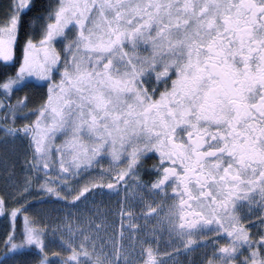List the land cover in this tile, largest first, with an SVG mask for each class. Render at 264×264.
Here are the masks:
<instances>
[{
  "label": "snow or ice",
  "instance_id": "snow-or-ice-1",
  "mask_svg": "<svg viewBox=\"0 0 264 264\" xmlns=\"http://www.w3.org/2000/svg\"><path fill=\"white\" fill-rule=\"evenodd\" d=\"M2 15L0 91L9 103L0 98V130L27 138L31 156L25 164L32 174L13 185L17 206L10 215L15 220L24 212L25 227L19 231L14 224L6 233L0 264H128L127 258L120 259L122 245L114 243L111 253L103 245L97 251L89 229L100 207L88 201L105 188L109 193H119L121 183L128 188V176L145 153L160 155V175L151 183L137 177L131 189L144 202L146 216L163 207H153L146 196L166 194L175 181L171 195L179 196V207L199 209L180 214L176 231L185 251L197 246L194 236L215 227L226 233L227 242L200 237L206 244L217 242L206 264H264V233L254 240L245 226H264V0H56L54 7L9 0ZM37 23L39 40L33 31ZM73 29L72 39L58 50L56 44ZM141 48L147 50L143 55ZM57 74L59 82L48 84L39 108L25 113L38 112L36 119L18 125L17 119L24 117L16 114L30 96L25 92L11 102L12 94L38 90ZM162 82L165 87L157 97ZM61 135L65 139L53 147ZM53 153L59 154L56 177L47 175L53 170ZM108 157L128 163L120 169L101 165L98 176L79 184L95 171L94 164ZM33 191L40 197L31 203L84 202L83 210L69 213L68 235L59 238L67 255L57 252L49 258L46 249L57 241L29 218L31 203L25 197ZM129 195L125 192L124 199ZM7 203L0 196V212ZM253 205L260 215L244 221L245 215H253ZM174 216L170 212L167 218ZM144 264H160L150 246Z\"/></svg>",
  "mask_w": 264,
  "mask_h": 264
},
{
  "label": "flooded vegetation",
  "instance_id": "flooded-vegetation-1",
  "mask_svg": "<svg viewBox=\"0 0 264 264\" xmlns=\"http://www.w3.org/2000/svg\"><path fill=\"white\" fill-rule=\"evenodd\" d=\"M45 1L47 3L49 2V0ZM51 1H53L52 4H56V0ZM5 3L6 4L4 5V8L9 3V0H5ZM4 8L0 10V17L2 18ZM146 51V49L141 48V55L145 54ZM152 79L154 80L155 77L153 76ZM167 84L169 87L171 86V78L168 80ZM149 87L151 88V85H149ZM164 87L165 85L162 82L156 91L157 97L159 96L160 92L164 90ZM86 138L87 137H85V139ZM140 143H143V140H141ZM130 149L131 145L129 146L128 150ZM124 155H127V151L124 153ZM141 160L142 162L139 164V167L136 169V171L132 172L131 175L128 176V180L126 183L129 187L133 174L139 175L134 179L135 184L137 177H139L142 181L151 183L156 179L158 175H160V172L156 171V167L160 165L159 153H145L144 156L141 157ZM109 163L111 165V168L120 169L126 167L128 161L127 159H122L121 163L117 164L112 162L110 158ZM163 166L171 165L169 164ZM107 182L108 178L106 177V179L104 180V184L106 185ZM79 184L83 185V183ZM174 184L175 181H172L168 184L166 194L155 193L151 196H148V198L154 199L153 207H155L157 204L163 205L161 211L157 215L146 216L145 213L147 212V210H145L143 213L139 210H136L135 217V212H131L129 206L125 205L126 203L124 200V195H121L123 193L125 194V192H128L129 187L125 188V184L121 183L119 193H109V191L105 188L104 192L108 197H110V205L108 207L109 213L107 218L110 230L108 231L107 237L108 239H110V246L112 247V251L114 243L116 244L118 242L119 245H122V247H124V256L120 257L122 262L124 261V257L127 258L128 264H144V260L147 258V249L150 246L153 250L155 258L160 262V264H206L208 258L213 255L214 249L212 245L217 242L215 239H213L210 243L206 244L200 241V237L212 238L218 236L220 237L219 244L227 242V240L225 239L226 233L218 232L214 227L213 231L210 233L200 232L197 236H194V240L196 241L197 246L191 248L188 251L184 250L183 246L178 243V233L176 231V228H178L181 223L180 214L181 212L189 214L194 210L199 211V209H181L179 207V196L171 195L172 187L174 186ZM123 207H126V209L124 210ZM252 207L254 209L253 215H245L244 221L251 222L260 215V211L257 209V206L253 205ZM244 211L245 213L247 212V205L244 206ZM121 212L124 213L123 217L121 216ZM170 212L175 213V216L172 219L167 218V215ZM129 213H131V215H129ZM186 219L191 220L194 219V217L191 215H187ZM173 225H175V228L173 227ZM117 226L119 229L117 228ZM120 226L122 227L120 228ZM245 226L249 227V230L253 233L254 240L257 239L260 234L264 233V226L255 223H251L250 226L248 223H246ZM141 228L147 229L146 232L143 233L142 239L138 237V232L141 230ZM122 229L129 230L131 232V237L125 238V240L119 238L120 231ZM153 229H155V231L157 232H154ZM162 229H166L170 232L169 239L163 238L164 236L162 234ZM157 234H159V238H153V236H157ZM219 244H217V247L219 246ZM253 247H256V245L253 244ZM164 250L165 252H170V255L168 256V254H165L162 256L160 253L164 252ZM177 252H179V255L176 254ZM61 254L67 255V253L63 251ZM245 254L246 253H241V257H243V255ZM81 264H84L83 260L81 261Z\"/></svg>",
  "mask_w": 264,
  "mask_h": 264
},
{
  "label": "rangeland",
  "instance_id": "rangeland-1",
  "mask_svg": "<svg viewBox=\"0 0 264 264\" xmlns=\"http://www.w3.org/2000/svg\"><path fill=\"white\" fill-rule=\"evenodd\" d=\"M40 30H41L40 24H38V28L34 30V32L36 33L35 39H37V40H39V38H40V36H39ZM74 31H75V29H73L71 32H69L64 41H61V43L56 44V47L58 50L61 48L63 43H66L67 40L72 39V35H73ZM37 55L42 57L43 53L38 52ZM61 65L63 66V61H61ZM33 80L36 81V83H41V81L36 77H33ZM59 80H60V76H59V74H57L51 80H49L47 83H43L42 88H40L38 90L33 91L30 89H21L18 92H16L17 93L16 95L13 96L12 102H15V100L17 99L18 96H23L25 94V92H27L28 95L30 93L38 92L37 93L38 95H36L37 99H38L39 95L41 94L42 95L41 101H43L44 99L47 98L48 84L53 83V82L58 83ZM0 98L4 99V101L5 100L8 101L6 98L2 97V95L0 96ZM36 108H39L38 105L36 107L34 103L31 104V99H30L26 108L23 110H20L16 114L17 116L24 117L23 119H17L16 123L19 125V124L30 122L33 119H36V115H39L38 112L32 116H25V113L27 112L28 109H36ZM5 111H6V109H5ZM3 114H4V112H2L0 116H2ZM11 121H12V114L9 113V120L7 121V123L11 124ZM0 123H3V121H0ZM64 139H65V137L63 135L59 136V138L54 141L53 147H55V144L62 143V141ZM26 145H27V138H21L20 136H17L16 138H13L11 136H6L3 133V131L0 130V177L3 178L5 175L6 169H8L7 168L9 166V164L7 162L8 159H10L11 161L13 160L12 165H13V162H14V165H16L14 168L11 167V169H10L11 173L13 175L12 181L9 180V182L7 184L5 183L6 186H2V187L0 186V196H6L8 198V203L5 206V212H0V215L2 214V216H6V217L11 216L10 215V209L12 207L17 206L16 203L12 199V197L15 193V189H14L13 185L17 182L23 183L25 177L32 174L31 171L28 170L29 165L25 164V158L29 157V159H30V156H31V150L26 151ZM106 153H107V150H105V154ZM53 155L55 157V159L53 160V170L50 173H47V175L50 177H56L58 174V168H59V163H58L59 154L53 153ZM109 160H110L109 157L106 159L99 160L96 164H94L92 166L93 169H95V171L88 172V176H86L83 180H80L79 183L84 184L85 180L88 179L89 177H91L93 175L98 176L100 174L99 169H100L101 165H103V167L105 169H109L111 167ZM40 175H41V179H43L45 176L44 173H40ZM136 176H139V175L138 174L132 175L130 187L128 188V192L130 193V195H129V198L127 200L124 199L125 203H126L125 205L129 206L131 212H135V215L133 214L134 217L136 216V210H139L142 213L145 210H147V208L144 206V202L139 198L138 195L137 196L131 195V189H134L136 187V184L134 183V179L136 178ZM105 179H106V177H105ZM140 191H142V190H140ZM121 195H125V194L123 193ZM39 197H40V193L33 191L31 193V195L28 197H25V199L31 203L32 201L37 200ZM95 197H96V199L94 201L90 197L88 204H89V206L99 204L100 213L97 214L99 218L93 220V227L91 229H89V231L92 233L93 239L95 240L97 250L100 251L101 246L103 245V246H106L103 248V251L111 253L113 251H112V247L110 246V239H108V237H107L108 231L110 230L109 223L107 222L108 213H109L108 207L110 205V197H108L105 192H100V191H97L95 193ZM146 199L152 200L153 204H154V199H152V198L150 199V198H148V196H146ZM21 203H23V201H21ZM123 208H124V210L126 209V207H123ZM78 209H80V210L84 209V202L83 201L79 205H70V204H63L59 201L52 199V200H44L41 203H31V207L27 208L26 210L28 212L29 218L33 219L37 226L47 229V233H48L47 238L49 240L54 239L57 241L56 244H51V243L49 244L48 248L53 249L55 245L57 247H59L58 242H59V238L61 235H64L65 237H67V235H68L67 229H68V225H69V220L67 219V217H68L69 213H75ZM93 212L95 213V208H93ZM6 213H9V214H6ZM88 219H89V215L87 213H85V216L82 220V223L84 224V226L86 228L88 225ZM24 220H25V218H24ZM72 224H73L74 228H78V225H76L75 220L72 221ZM97 225H99L98 229L96 227ZM11 226L12 225H10L9 227H11ZM122 226H120V228ZM117 228H118V226H117ZM23 229H24V223L22 221V230ZM146 230H147L146 228H141V230L138 232V237L140 239H142L143 233H145ZM158 230H160V229H158ZM153 231L157 232V231H155V229H153ZM162 234L164 236L163 237L164 239L170 238V232L168 230L162 229ZM81 235H82V233H78L76 236L77 245L80 243V236ZM129 237H131V232L129 230L122 229L120 231L119 238L125 240V238H129ZM153 238H159V234H157V236H153ZM91 244H92V241H89V246H91ZM116 245H119V243L117 242ZM167 248H165V249H167ZM120 251L122 253L121 256H124V247H122L120 249ZM160 254L162 256L165 254H168V256H169L170 252H165V250H164V252H162ZM123 260H125L124 257H123Z\"/></svg>",
  "mask_w": 264,
  "mask_h": 264
},
{
  "label": "trees",
  "instance_id": "trees-1",
  "mask_svg": "<svg viewBox=\"0 0 264 264\" xmlns=\"http://www.w3.org/2000/svg\"><path fill=\"white\" fill-rule=\"evenodd\" d=\"M35 2L37 3V4H39V5H44V6H47V5H49V4H51L52 5V3H53V1H51V0H49V2L47 3L45 0H35ZM6 3H5V0H1V2H0V10H2L3 8H4V5H5ZM53 6V5H52ZM54 7V6H53ZM41 10H44V9H41ZM38 24L39 23H37L35 26H34V28H33V31L35 30V29H37L38 28ZM0 93H1V91H0ZM38 92H35V93H30L29 94V96H30V99H31V103H34V104H40L41 103V98H42V96H41V94L39 95V97H38V99H37V97H36V95H38L37 94ZM5 98V97H4ZM12 99H13V97H12ZM11 102H12V100H11ZM5 103L7 104V103H9V101H6L5 100ZM0 113H2V111H0ZM8 159V158H7ZM13 161V160H12ZM12 161L10 160V159H8L7 160V162H8V164H9V166L7 167L8 169H6V171H5V175H4V177L2 178V177H0V186L2 187V186H6L5 185V183L7 184L8 182H9V180H11L12 181V177H13V175H12V173H11V167H15L16 165H14V162H13V165H12ZM7 174V175H6ZM9 217V218H8ZM8 217H6V216H2V214L0 215V252H2L3 251V243H4V237H5V235H6V233L8 232V231H11L12 230V228H13V225L15 224V227L17 228V230H19V231H22V221H23V223H24V227H25V220H24V212H20L19 214H18V217L15 219V220H13V218L11 217V216H8ZM10 225H12L11 227H9ZM46 251H48V253H49V258L51 259V257H52V255L53 254H55V253H57V252H61L62 253V250H58V249H56V248H53V249H46ZM53 264H60V261L59 260H55V261H53Z\"/></svg>",
  "mask_w": 264,
  "mask_h": 264
},
{
  "label": "crops",
  "instance_id": "crops-1",
  "mask_svg": "<svg viewBox=\"0 0 264 264\" xmlns=\"http://www.w3.org/2000/svg\"><path fill=\"white\" fill-rule=\"evenodd\" d=\"M1 18H2V17H0V20H2Z\"/></svg>",
  "mask_w": 264,
  "mask_h": 264
}]
</instances>
